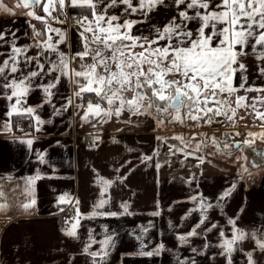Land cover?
I'll list each match as a JSON object with an SVG mask.
<instances>
[{
	"label": "crops",
	"instance_id": "0c3cea01",
	"mask_svg": "<svg viewBox=\"0 0 264 264\" xmlns=\"http://www.w3.org/2000/svg\"><path fill=\"white\" fill-rule=\"evenodd\" d=\"M2 3L14 8L15 14L0 8V29H19L18 35L22 37L20 43H29L32 38L29 20L37 28L42 29L43 25L29 18L16 2L2 0ZM174 14L172 0H165L164 4L150 13L149 19L133 26V34L149 35L153 25L162 26ZM81 15H90V11L85 14L72 12L69 8L65 23L54 22V26L68 30L71 48L61 45L66 52L81 50L77 28L73 27L75 19ZM130 18L142 20L137 14ZM61 19L64 17L61 16ZM36 51V48H32L30 54ZM243 59L248 65L247 82L264 84V77H259L255 71L257 62L250 50L249 55ZM72 67L78 68L79 64L74 62ZM241 75L239 71L235 74L234 85H239ZM44 82H47V78ZM75 88L76 85L66 77L62 78L54 90L57 92L53 98L55 106L59 107L63 98L70 96ZM238 94L244 95V92L241 90ZM255 95L256 92L248 93L249 97ZM43 98L42 89L35 88L29 92L25 106L40 105ZM235 98L236 93L229 97L232 105ZM88 99L96 102L95 94L86 93L85 103ZM76 103L73 97L72 107L55 115L53 104L44 103L38 107L37 113L45 121L40 131H36L34 117L27 114L13 115L11 120L15 135L21 137L30 134L35 137L32 149L20 140H11L12 133L0 131V204L4 205L0 208V264H92L91 258L82 251L83 243L86 242L89 228L93 230L95 238L100 240L105 231L103 225L108 226L109 232L117 233L115 246L105 264H177L178 255L192 256L197 264H227L226 258L219 255L222 249L218 247V229L208 234L212 246L203 254H193L188 244L181 245L177 233L190 231L199 220L198 209L185 217V213L196 208L198 203L189 197L202 193L205 198L215 201L233 182H236V188L223 202V207L210 209L208 216L218 221L227 235H232L229 217L235 218L238 227L249 233L248 238L237 242L240 250L233 252L232 264H247L246 252L253 249H256V264H264V252L257 248L255 239L250 235L255 230L258 236L264 237V170L249 171L245 180H241L236 168L218 158L220 156H203L200 151L205 142L197 150L198 140L194 141L192 136L193 133L206 132H227L233 135L246 130L245 139H241V142L253 139L249 137V132L264 130L261 128L264 121L256 117L251 107L237 108L234 124L221 116L213 117V123L203 127L199 126L200 122H192L187 117L184 126L172 125L167 121L169 118L162 124L159 121L163 118L155 115V108L149 109L153 115L135 116L124 111L119 118L113 115L103 123L97 119L83 122V111L75 107ZM247 103L251 104V100ZM6 108L7 101L0 97V123L6 119ZM27 116L32 120L31 125L21 132L17 127L18 121ZM181 134H184L185 142L190 143L187 150L196 151V156H185L176 153L175 149L174 155H168L171 145L183 146L177 139ZM97 136L100 139H95ZM257 138H254L253 145L247 146L248 149L264 148V140ZM201 139L204 140L203 137ZM260 143L261 148L258 147ZM35 149L47 150L45 162L36 160ZM157 151L159 155L155 154ZM145 155L152 159L143 160ZM197 156L204 157L201 165L196 162ZM157 161L160 163L159 168L156 167ZM259 165L255 164V167ZM37 171L39 178L29 182L27 177L36 176ZM192 175L196 179L189 183L188 178ZM118 176L123 179H117ZM100 178L114 180V183L104 191ZM62 196L65 197L63 201L60 200ZM104 198L109 203L104 205L103 210L120 212L121 203L127 202L130 214L95 218L83 216L77 229L80 238L66 235L64 229L70 226H63L62 212L67 209V213L76 217L78 208L80 213H89ZM26 203L29 204L27 209L23 207ZM156 212L159 215H154ZM149 222L153 226L143 238L145 243L150 249L163 241L165 250L151 257L129 255L138 250L140 243L133 232L139 233L138 226H147ZM203 243L202 235L190 238L191 247L199 248ZM92 247L96 249L99 245Z\"/></svg>",
	"mask_w": 264,
	"mask_h": 264
},
{
	"label": "snow or ice",
	"instance_id": "6c2138e0",
	"mask_svg": "<svg viewBox=\"0 0 264 264\" xmlns=\"http://www.w3.org/2000/svg\"><path fill=\"white\" fill-rule=\"evenodd\" d=\"M164 3L165 0H17V6L23 8L29 18L39 21L43 28H37L29 20L32 29L29 43H20L22 37L18 35L19 29H0V49H3L0 50V97L7 101L6 119L0 123V131L12 133L11 140H20L32 149L35 137L30 134L17 137L12 126L13 115L27 114L34 117L36 131H40L45 121L37 113V108L44 103L53 104V114H59L72 107L73 97L77 101L75 107L83 111V122L97 119L99 123H103L113 115L119 118L124 111L135 116L153 115L149 109L154 107L158 118L170 117L181 123L185 116L205 124H212L213 117L222 116L234 124L236 109L242 106L251 107L256 117L264 121V110H261L264 108V84L247 82L248 65L243 59L249 55L250 50L257 62L256 73L259 77H264V0H172L175 14L166 23L162 26L153 25L149 35L133 34V26L149 19L150 13ZM0 8L15 14V9L3 4L2 0ZM69 8L90 11V15H81L75 19L73 27L77 28L81 47L75 53L61 48V45L71 48L68 30L54 26V22H66ZM133 14L141 16L142 20L130 18ZM61 16L64 17L63 20ZM24 35L27 36V33ZM32 48L37 49L35 54H30ZM137 48L142 50L136 51ZM109 51L111 56L107 54ZM74 62L79 64L78 68L72 67ZM238 71L242 75L241 82L236 86L233 80ZM65 77L76 88L56 107L53 98L57 92L54 90ZM35 88L42 89L44 93L42 103L25 106L29 92ZM241 90L244 95L238 94ZM129 91L132 93L130 97L126 95ZM250 92H256L257 95L249 97ZM86 93L95 94L96 102L88 99L85 103ZM234 93L235 106L229 100ZM249 99L251 104L247 103ZM261 128L264 129V124ZM196 135L202 134H192L193 137ZM248 135L253 139L235 141L233 145L221 144L215 136L211 140L223 150L251 146L257 136L264 140V130L259 133L249 132ZM177 139L183 146L171 145L169 156L175 154L173 149L185 156L197 155L196 151L187 150L188 144L183 136ZM202 143L203 141L197 142V150ZM34 151L36 160L45 162L47 150ZM155 154L159 155V152ZM257 155L264 162V152H257ZM142 159L150 161L152 157L145 155ZM203 161L204 157L197 156L198 165ZM253 164L255 165V161ZM156 167H160L159 161ZM116 171L119 172V169ZM38 178L39 171L36 176L27 177V180L34 182ZM117 179L122 180L123 177L118 176ZM195 179V175H192L188 182L192 183ZM100 180L104 191L114 183L111 179ZM235 188L236 182H233L215 201L205 198L202 193L189 197L198 203L196 208L185 213V217L197 209L200 216L190 231L177 233L181 245L188 244L193 254H203L212 246L208 234L218 229V247L222 249L219 255L226 258L227 264H232L233 252L240 250L237 242L248 238L249 233L238 227L235 218L229 217L232 235H227L218 221L210 219L208 211L215 207L222 208L223 202ZM64 199V196L60 198L61 201ZM34 202L33 200L32 203ZM108 203L107 198L100 199L89 213H80L77 208V215L71 226L64 229L66 235L80 238L77 229L83 216L95 218L130 214L127 202L121 203L120 212L103 210ZM3 207L0 204V208ZM23 207L27 209L29 204L26 203ZM154 215H159V212ZM152 226L149 222L147 226H138L139 233L133 232L140 243L138 250L129 255L151 257L160 255L165 250L163 241L150 249L145 243L143 238ZM102 227L105 231L100 240L95 238L93 230L89 228L86 242L83 243L82 251L91 258L92 264H105L115 246L117 233L109 232L107 225ZM201 235L204 237L202 246L191 247L190 238ZM250 235L255 239L257 248L264 252V237L258 236L255 230ZM96 244L99 247L93 249L92 246ZM255 251L256 249L246 252L247 264H256ZM177 264L197 262L192 256L178 255Z\"/></svg>",
	"mask_w": 264,
	"mask_h": 264
},
{
	"label": "rangeland",
	"instance_id": "374dc122",
	"mask_svg": "<svg viewBox=\"0 0 264 264\" xmlns=\"http://www.w3.org/2000/svg\"><path fill=\"white\" fill-rule=\"evenodd\" d=\"M10 2H13V3H17V0H9ZM111 51L109 52V56H111ZM126 95L128 97H130L132 95V93L129 91L126 93ZM233 105L235 106V103H233ZM154 108V107H153ZM152 108V109H153ZM151 109V110H152ZM182 113H183V109L181 110ZM237 111V110H236ZM239 113V112H238ZM163 119H161L159 122L162 123V124H165L166 121L165 119L169 118L167 121H170V123L172 125H178V126H184L187 124L186 122V116L183 120V122H179V121H174L172 120L170 117H162ZM190 121L192 122H195L194 120L192 119H189ZM162 121V122H161ZM241 121V120H239ZM200 122V125L199 126H203V127H206L208 126V124H205L203 123V121H199ZM241 123V122H239ZM194 124V123H193ZM198 126V127H199ZM257 133L261 132V131H255ZM213 134H210L208 132H206L205 134H202L201 137L204 138V140L201 139V137L199 138L198 136L197 137H194V141H203L205 142L203 145H202V149L200 151L201 154H203V156L207 155V156H211V157H218L220 158L221 160H224L225 162H227L229 165H232L234 168H236L237 170V173L239 174V178L241 180H245V177H246V173H248L249 171H262L264 170V162L259 165L258 167H255V165L253 163H251L249 160V155H248V148L247 146L243 147L242 149L241 148H237V147H231L230 149H227V150H223L222 148H218L216 146V144L211 140V142L209 141V139H211L213 136L212 135H215L216 140L221 142V144L223 143H227L229 145H233L235 141H241V139H245V135H246V130H242V131H238L239 135H236L233 134V135H230L228 134L227 136L225 135V133L227 132H211ZM191 134H188V136H190ZM180 136H183L184 137V134H181ZM180 136H177V137H180ZM233 137V139H228V137ZM259 137V136H257ZM257 139H261L260 137L257 138ZM185 141V140H184ZM189 142V141H188ZM186 142L187 144H190ZM243 142V141H242ZM262 144L260 143V145H258V147H262L261 146ZM228 152H230L231 154H227ZM214 155H217V156H214ZM222 157V158H221ZM245 168L247 169V171H245Z\"/></svg>",
	"mask_w": 264,
	"mask_h": 264
},
{
	"label": "built area",
	"instance_id": "2783aa9c",
	"mask_svg": "<svg viewBox=\"0 0 264 264\" xmlns=\"http://www.w3.org/2000/svg\"><path fill=\"white\" fill-rule=\"evenodd\" d=\"M31 122H32V120L28 116L20 118L18 121L19 131H21V129H22V131L26 130L31 125ZM66 210H65V212H62V219L61 220H62L63 226L68 227V226H71V222L74 220L75 216L73 214H71L70 212L67 213Z\"/></svg>",
	"mask_w": 264,
	"mask_h": 264
},
{
	"label": "flooded vegetation",
	"instance_id": "af4514ba",
	"mask_svg": "<svg viewBox=\"0 0 264 264\" xmlns=\"http://www.w3.org/2000/svg\"><path fill=\"white\" fill-rule=\"evenodd\" d=\"M253 149H255L256 151H254ZM257 152H264V148L257 149L255 147H252L248 149V155H249L250 161L251 163L255 161V164H262L263 162L261 161L260 156L257 155Z\"/></svg>",
	"mask_w": 264,
	"mask_h": 264
},
{
	"label": "trees",
	"instance_id": "16d2710c",
	"mask_svg": "<svg viewBox=\"0 0 264 264\" xmlns=\"http://www.w3.org/2000/svg\"><path fill=\"white\" fill-rule=\"evenodd\" d=\"M71 10H72V12H81V13H85V14L89 13L88 9L71 8Z\"/></svg>",
	"mask_w": 264,
	"mask_h": 264
}]
</instances>
